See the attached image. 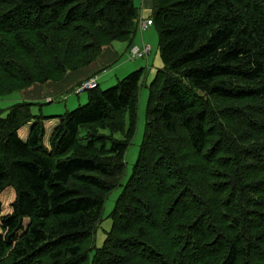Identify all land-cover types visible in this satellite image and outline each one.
Masks as SVG:
<instances>
[{"label":"trees","instance_id":"trees-1","mask_svg":"<svg viewBox=\"0 0 264 264\" xmlns=\"http://www.w3.org/2000/svg\"><path fill=\"white\" fill-rule=\"evenodd\" d=\"M150 19L162 68L125 185L144 70L60 117L0 111V264H264V0H152ZM138 23L133 0H0V97L131 48Z\"/></svg>","mask_w":264,"mask_h":264},{"label":"crops","instance_id":"crops-1","mask_svg":"<svg viewBox=\"0 0 264 264\" xmlns=\"http://www.w3.org/2000/svg\"><path fill=\"white\" fill-rule=\"evenodd\" d=\"M133 2L135 5V0H133ZM135 7L139 11V21H146L150 19L152 10V0H139L138 6ZM152 28L153 27L149 28L145 32L139 31L136 37L134 38L131 47H149L150 55L148 58H150L152 54V46L150 47L148 46V44H151L153 46L155 45L154 41H150L148 39L149 36H152V32L150 31ZM127 47L128 46L125 43H113L108 46H105L102 48L101 54L96 60V62L91 64L89 67L75 72H68L64 76V78L57 83L48 82L43 85H33L19 93V100H21L23 103L35 104L39 105L38 108H43L46 104L50 105L57 101L59 102L61 100H64L67 96L72 94V91L75 87L87 80L96 79L97 84L101 82L102 84L109 86L115 82L120 81V79H122L126 75L128 76L133 72L144 70L143 61L142 63H140V60L130 61L128 59V54L131 48L128 49ZM155 54V59H157V57L159 58V52L157 50ZM148 58L145 59L146 64L148 63ZM156 65L157 64H155V66ZM153 76L154 75L152 74L151 78ZM151 78H149V80ZM69 100L70 98L68 99V97L66 100H64V111H66L64 114L68 113L67 111L70 110L71 107H75L77 105L74 103V100ZM77 103H80V99L77 100Z\"/></svg>","mask_w":264,"mask_h":264},{"label":"rangeland","instance_id":"rangeland-1","mask_svg":"<svg viewBox=\"0 0 264 264\" xmlns=\"http://www.w3.org/2000/svg\"><path fill=\"white\" fill-rule=\"evenodd\" d=\"M138 4H139V0H135V6H138ZM150 31L152 32V36H149L148 39L150 41H154L155 45L153 46L151 44H148V46L150 47L152 46L151 47L152 54H151V57L148 58V63L146 64V60H140V63H142V61L144 62L145 71L143 73V77L139 85L138 110H137V121H136L135 133L129 145V148L127 149L125 156H124L125 172L121 180L122 186L125 185L126 182L129 180L132 174V170L138 160L140 149H141L143 139H144V132H145V123H146L145 117H146V110H147L148 97H149L148 88L151 82L153 81L156 72L160 70L162 66L160 57L159 58L157 57V59H155L156 50L158 51V36H157L156 30L155 28H152ZM155 64L157 65L155 66ZM152 74L154 76L151 78ZM149 78L151 79L149 80ZM116 84L117 82L113 83L112 85L107 86L99 82L98 86H99V90L106 91L112 88L113 86H115ZM19 93H15L13 95H9L6 97H0V111L6 112L10 107L21 103L22 101L19 100L20 98ZM67 97L68 99L70 98V100H74V103L77 104L75 107H71L70 110H68L67 112H72L75 109L86 105L87 103L86 93H83L80 96H76L75 94L72 93ZM67 97L64 100H66ZM78 99H80V103H77ZM64 100H61L59 102L57 101L50 105L46 104L43 108L33 107L31 112L34 116H39V115H42L43 117L61 116L62 114L66 112L64 111V107H65ZM115 139L120 140L121 137L115 136ZM120 193H121V188L119 187L116 190H114L105 200L104 208H103V215H102V222L100 226L98 227L97 232L94 236L95 248H100L103 245L106 234L109 232L111 228V220L109 218V215L111 214L114 208V204L116 200L118 199Z\"/></svg>","mask_w":264,"mask_h":264},{"label":"built area","instance_id":"built-area-1","mask_svg":"<svg viewBox=\"0 0 264 264\" xmlns=\"http://www.w3.org/2000/svg\"><path fill=\"white\" fill-rule=\"evenodd\" d=\"M153 26L151 20L146 21H140L138 25V29L140 32H145L149 28ZM150 55V48L147 46H144L142 48H131L128 54V59L130 61H137V60H145ZM97 88V82L96 79H90L83 83H81L75 90V95H81L83 93H87L89 91H93Z\"/></svg>","mask_w":264,"mask_h":264}]
</instances>
